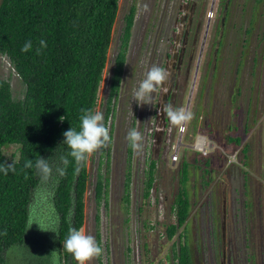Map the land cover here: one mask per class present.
I'll use <instances>...</instances> for the list:
<instances>
[{
    "label": "rangeland",
    "instance_id": "obj_1",
    "mask_svg": "<svg viewBox=\"0 0 264 264\" xmlns=\"http://www.w3.org/2000/svg\"><path fill=\"white\" fill-rule=\"evenodd\" d=\"M225 2L219 0L215 19L208 25V34L200 38L184 96L178 93L174 98L176 108L181 106L192 111L194 119L184 126L182 133L179 127L174 126L172 138L166 145L162 140L165 134L161 131L159 140L162 142L155 147L153 134L160 130L154 117L159 90L152 94L150 104L143 106L137 104L133 94L153 65H164L170 35L167 29L176 14L178 0L118 2L94 112L100 111L104 115L124 17L132 6H135L134 24L114 112L105 123L110 130L111 145L94 154L86 163L89 180L81 228L94 236L104 249L101 264H177L173 258L175 244L172 243L184 229L177 230L171 241L167 240L165 231L168 226L176 224L173 202L178 192L180 166L182 162L188 164L190 180L187 185L188 189L192 188L193 182H198L195 175H200L204 169L202 160L207 158L206 153L199 150L205 147L211 153L208 159L212 160V168L208 169L219 167L220 159L224 158L232 164L229 183L232 190L236 189L232 191V198L237 200L233 211L238 223V227L232 229L234 240L240 243L238 255L243 258L250 254H264V0H229L222 27ZM209 8L207 4L206 9ZM0 79L9 82L14 99H22L25 86L5 56H0ZM230 127L234 129L231 131ZM132 128L143 135L144 148L139 155L132 151L128 165L129 142L126 137ZM209 129L215 136L214 140L206 136ZM232 134L239 136V145L228 141V135ZM245 145L249 147L246 154L249 159L244 153ZM175 152L176 159L173 158ZM3 153L8 162L18 160L17 146L4 147ZM151 159L156 162L155 181L153 190L145 197ZM128 173L129 198L125 202ZM99 176L103 182L107 178V187L106 195L97 202L94 188ZM213 176L221 179L220 172ZM55 183L54 177L47 183L41 181L30 204L33 224L28 229L26 244L39 236L45 251L50 246H57V223L52 204ZM200 184H204L203 178ZM240 200L253 203L246 213V234H243L240 224ZM201 201L194 195L190 196L189 221L195 216L194 212L199 211ZM242 237L247 242L246 250L242 248ZM49 255L51 262L56 263L53 253ZM46 259L47 256L38 258L36 248L28 244L7 256L6 263L4 257L3 264H44ZM89 264H99L98 258Z\"/></svg>",
    "mask_w": 264,
    "mask_h": 264
},
{
    "label": "trees",
    "instance_id": "obj_2",
    "mask_svg": "<svg viewBox=\"0 0 264 264\" xmlns=\"http://www.w3.org/2000/svg\"><path fill=\"white\" fill-rule=\"evenodd\" d=\"M119 0H0V56L8 58L18 78L25 86L20 100L13 98L8 81L0 79V164L7 161L3 148L17 146L19 157L15 173L0 172V264L7 256L24 249L28 244L36 248L38 258L47 256L44 264H77L63 244L70 228L81 229L84 223V198L89 175L86 165L75 172V162L68 156L70 149L63 144V133L71 127L79 131L81 109H94L98 89L107 62L113 26ZM223 10V8H222ZM135 6L124 17L120 49L105 101L104 122L114 112L125 65ZM47 41V48L36 54L39 40ZM28 40L33 49L21 48ZM65 117L62 121L60 118ZM231 141V140H230ZM237 145L240 139H235ZM128 165L132 149L127 147ZM48 159L53 168L55 187L52 195L56 216V247L42 249V239L35 237L26 244L30 228V204L34 190L41 182L35 169L40 158ZM67 156L66 175L59 177L60 158ZM31 160L32 168H25ZM8 162V161H7ZM11 163V162H8ZM156 162L150 160L146 191L153 190ZM180 180L173 208L176 225L166 228L172 238L189 216L186 190L187 163L179 171ZM129 173L125 181L124 201L129 198ZM107 178L98 177L94 188L100 202L106 195ZM6 232V234H5ZM39 240V243L37 239ZM36 239V240H35ZM44 242V241H43ZM39 244V247H38ZM53 253L56 263L51 262ZM178 264L188 263V250L181 247L175 256ZM99 264L100 258H98Z\"/></svg>",
    "mask_w": 264,
    "mask_h": 264
},
{
    "label": "flooded vegetation",
    "instance_id": "obj_3",
    "mask_svg": "<svg viewBox=\"0 0 264 264\" xmlns=\"http://www.w3.org/2000/svg\"><path fill=\"white\" fill-rule=\"evenodd\" d=\"M225 1L227 2V0ZM209 3L210 0H178L176 14L170 23V28L167 29L170 33L167 38L169 46L164 57L163 65V68L168 69L172 73V78L158 91V98L155 105L156 110L154 111L156 121L157 117L161 118L162 116L161 108H163V105L171 104L176 108V102L174 100L175 95L181 93V96H184L191 67L194 64V54L201 40L200 38L206 37L209 31L208 25L210 21L205 17L208 10L206 9L207 4L209 6ZM203 43L204 39H202V44ZM165 98L167 101L163 100ZM158 105L159 109L157 110ZM179 108H181V106L177 107V109ZM156 124L158 129L161 130V120H158ZM168 124L169 127L167 128ZM229 129L232 131L234 127H230ZM162 130L165 134L163 136L165 138L162 140L164 145H166L170 142L174 131V126L170 124L168 118L166 128ZM209 130H207L206 136H210L211 140H214L215 136L213 132ZM235 130H238L237 127ZM237 138H239L237 135H228V141L231 140L230 143L234 145L236 143L235 139ZM247 146L248 145H245L243 147L245 149V156L249 152V147ZM205 153L207 158L202 160L204 169H202L200 175H195L196 177L198 176V182L195 180L193 182L194 186L192 184V188L189 189L187 183H189L190 175L188 174L189 166L187 164V181L185 187L188 193L189 209H191V195L200 198L202 201L199 205V211H197V213L194 212L195 216L193 219L189 221V215L184 225L181 227L184 229L183 234L179 233L172 243V245L175 244V249L173 250L174 260L178 264V260L175 256L178 255L181 247H185L188 250L187 264H264V254H250L243 258L238 255L240 252V243L234 240L235 237L232 229V227H238V223L236 222L237 215L236 212L233 211L236 209L235 204L237 200L232 198V191H236V189L232 190V185L229 183L232 177L229 167L232 164L227 162L224 158L222 160L220 159L219 167L211 169L212 160L208 159L211 153L209 152V154L207 152L206 147ZM246 165H250L249 161H247ZM209 167L211 168L208 169ZM217 172H220L221 179L213 176ZM201 178H203L204 184H200ZM241 196L242 194L240 193V197ZM175 201L176 195L173 202L174 205ZM252 204L248 201L246 202V200H240L239 202L242 214L240 224L243 229V234H246L245 224L246 227L248 224L246 213ZM175 236L176 234L172 238H169L166 234V238L169 241ZM242 238L244 240L242 248L246 250L247 242L244 237ZM238 239H240V236Z\"/></svg>",
    "mask_w": 264,
    "mask_h": 264
},
{
    "label": "clouds",
    "instance_id": "obj_4",
    "mask_svg": "<svg viewBox=\"0 0 264 264\" xmlns=\"http://www.w3.org/2000/svg\"><path fill=\"white\" fill-rule=\"evenodd\" d=\"M145 10H147V5H145ZM212 20L209 21L211 22ZM47 46L46 40H39L38 47L35 49L36 54L40 55L41 51L46 49ZM32 49L33 42L28 40L24 43L21 51L27 53ZM171 78L172 73L168 69L153 65L148 70L146 77L140 82L138 88L134 89L133 99L141 106L150 104L152 94L157 90H161ZM81 113L79 131L71 127L63 133L65 137L63 144L67 145L68 149H70L68 156L72 157L75 162L76 173H79L81 168L86 165L90 157L100 150L108 148L112 142L110 130L105 125L104 115L102 112H93L91 109H81ZM162 113L163 115H166L171 125L179 128H183L194 119V113L192 111L186 110L183 107L177 109L171 104L163 105ZM60 119L63 121L65 117H61ZM126 139L128 140L129 146L134 153L138 155L143 153L144 138L141 132H139L136 128H132L129 130ZM60 161L63 167H57L55 171L59 177H64L66 175L69 160L67 156H62ZM24 167L32 168V161H26ZM35 169L40 175L43 183H47L53 178V168L48 159L40 156V158L35 162ZM15 171L16 167L14 161L11 163L5 161L3 164H0V172H3L4 175H8L9 172L15 173ZM32 224L33 222L30 220V227ZM63 248L67 253H70L73 256V258L77 261V264H89L90 261L102 257L104 252L101 244L96 241L94 236L86 234L83 229L77 230L75 228L69 229Z\"/></svg>",
    "mask_w": 264,
    "mask_h": 264
},
{
    "label": "water",
    "instance_id": "obj_5",
    "mask_svg": "<svg viewBox=\"0 0 264 264\" xmlns=\"http://www.w3.org/2000/svg\"><path fill=\"white\" fill-rule=\"evenodd\" d=\"M228 2H229V0H227V2H226V4H225V6H224V8H223V10H222V17H221V26L223 27V25H224V20H225V17H226V13H227V7H228ZM164 101H167V99L165 98V99H163ZM159 107V105L157 106V110L159 109L158 108ZM161 114H162V116H161V118H159V117H157V121L158 120H161V122H162V125H161V128L163 129H165L166 128V123H167V118L165 117V115H163V113H162V108H161ZM169 127V124L167 125V128ZM161 131H162V134H163V130H156L155 132H154V134H153V137H154V139H155V142H154V147H155V145H160V143L162 142L161 140H159V136L161 135ZM152 133V132H151ZM157 149H158V147H157Z\"/></svg>",
    "mask_w": 264,
    "mask_h": 264
},
{
    "label": "built area",
    "instance_id": "obj_6",
    "mask_svg": "<svg viewBox=\"0 0 264 264\" xmlns=\"http://www.w3.org/2000/svg\"><path fill=\"white\" fill-rule=\"evenodd\" d=\"M218 4H219V0H211L210 8H209V10L207 11V14H206V19H208V20L214 19L216 11H217V8H218ZM179 131L182 133V131H184V127L183 128H179ZM194 147H196V144H195ZM199 151L205 153V148H203V149L201 148ZM176 155H177V152H175V154L173 155L174 159H176Z\"/></svg>",
    "mask_w": 264,
    "mask_h": 264
}]
</instances>
